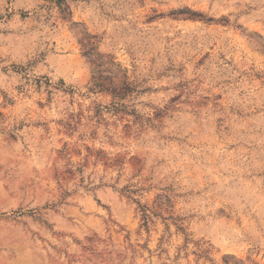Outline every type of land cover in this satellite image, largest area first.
Returning a JSON list of instances; mask_svg holds the SVG:
<instances>
[{"label": "rangeland", "instance_id": "obj_1", "mask_svg": "<svg viewBox=\"0 0 264 264\" xmlns=\"http://www.w3.org/2000/svg\"><path fill=\"white\" fill-rule=\"evenodd\" d=\"M0 264H264V0H0Z\"/></svg>", "mask_w": 264, "mask_h": 264}]
</instances>
